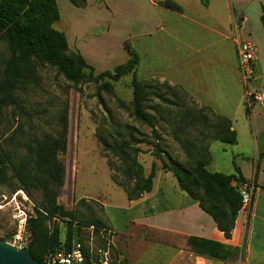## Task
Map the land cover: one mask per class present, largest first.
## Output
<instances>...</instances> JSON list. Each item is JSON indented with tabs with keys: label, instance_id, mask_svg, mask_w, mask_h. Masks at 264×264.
<instances>
[{
	"label": "crops",
	"instance_id": "crops-1",
	"mask_svg": "<svg viewBox=\"0 0 264 264\" xmlns=\"http://www.w3.org/2000/svg\"><path fill=\"white\" fill-rule=\"evenodd\" d=\"M68 1L73 11L62 14L59 8L60 17L53 26L65 34L69 47L75 46L86 60L85 45L98 44L110 35L111 23L119 22L123 44L139 39L137 50L133 47L139 62L154 60L160 69L151 75L186 91L207 112L205 118L225 119L235 132L232 144L209 142L207 170L236 175L237 167L252 188L250 206L239 209L231 236L226 238L197 200L179 189L173 174L155 165L152 189L138 199L126 198L125 205L118 207L103 197L108 224L123 235L118 242L125 246L124 264H189L195 257L203 264H264V28L260 21L264 1L168 0L180 10L162 5L166 0H84L80 6ZM240 19H244L243 28L236 32L234 25ZM91 29L100 32L92 34ZM237 37L250 38L257 46L251 86L260 89L262 102L246 103ZM177 151L186 156L181 147ZM143 154L146 158L140 162L146 176L156 159L152 151ZM174 160L184 164V158ZM191 235L236 248L235 260L192 253L186 244Z\"/></svg>",
	"mask_w": 264,
	"mask_h": 264
},
{
	"label": "rangeland",
	"instance_id": "rangeland-1",
	"mask_svg": "<svg viewBox=\"0 0 264 264\" xmlns=\"http://www.w3.org/2000/svg\"><path fill=\"white\" fill-rule=\"evenodd\" d=\"M57 3L62 14L73 11L68 0H57ZM262 26L264 28L263 24ZM74 28L76 30L75 26ZM110 28V35L98 44L85 45L87 62L96 66H93V75L113 69L128 57L120 23H111ZM98 30L89 31L96 34ZM138 40L133 39L129 45L138 47ZM75 50V46L69 47V53ZM8 54V43L2 37L0 71ZM34 62L36 73L31 83L18 86L13 91L16 104L0 106V153L3 152L12 163L18 165L28 155H34L38 143L43 139L49 137L60 141L62 118L66 113V150L61 153L58 148V157L64 165V178L63 184L57 188V202L66 210L73 211L79 221H94L97 230L96 227L92 233L87 227L81 230L84 246L107 251L108 264H124L125 246L118 242L123 235L108 224L102 203L105 197L107 203L123 207L127 199L123 189L116 183L131 186V181L123 173L125 166L122 161L104 149L103 142L109 145L113 141H125L138 147L140 152L137 160L140 162L146 158L143 153L154 152L152 143L157 141L164 153H169L176 160L184 158L183 165L188 166L186 156H180L177 151L180 150L177 138L201 145L208 143L216 133L220 119L213 115L209 119L205 118L207 112L186 91L151 75L158 69L154 60H142L137 65L136 72L137 78L145 87L142 106L153 122L158 137L155 139L151 128L133 115L131 73L116 80L91 77L73 83L65 79L55 67L36 59ZM162 157L166 160L165 156ZM155 159V165L159 167L160 160ZM32 167L29 168L30 172H38ZM36 174L40 175L39 178L43 177L41 173ZM6 179L4 183H0V240L9 242L15 229L10 199L20 190L25 194L26 192L10 171L6 172ZM41 191L38 187H30L31 198L27 194L26 196L33 205H38L42 200ZM18 199L30 213L32 204L24 201L20 194ZM113 213L120 216L118 211ZM47 226H52V220L47 221ZM58 226L60 238L63 239L64 224L59 222ZM101 228L113 231L109 244L105 238L100 237ZM105 236L110 238L106 234Z\"/></svg>",
	"mask_w": 264,
	"mask_h": 264
},
{
	"label": "trees",
	"instance_id": "trees-1",
	"mask_svg": "<svg viewBox=\"0 0 264 264\" xmlns=\"http://www.w3.org/2000/svg\"><path fill=\"white\" fill-rule=\"evenodd\" d=\"M70 1L77 6L84 4V0ZM161 4L173 10H180L176 4L168 0ZM59 17L60 9L56 0H0V38L6 39L9 49L0 71V106L16 104L13 91L18 86L31 83L36 73L34 59L55 67L65 79L73 83L91 77L116 80L131 73L133 115L136 119L144 121L151 128L154 138L158 139L153 122L142 106L145 87L137 78L136 70L139 63L137 51L128 43H124L128 54L126 61L111 70H103L93 75L94 67L77 49L69 53L65 34L54 28L53 24ZM260 21L264 25V11ZM61 132L60 141L49 137L43 139L38 143L34 155H28L18 165L12 163L6 154L0 153V183L7 180L6 172L10 171L29 198L30 187L42 190L43 198L38 205L32 207L26 224L30 237L28 244L30 254L41 263L45 253L54 249L70 251L78 243L81 244V250L86 252L81 230L83 227L94 225V221H79L73 211L66 210L57 202V188L63 184L64 178V165L58 157V148L61 153L66 150V113L62 118ZM213 139L224 144L235 142V132L230 130L227 120L220 119L211 140ZM177 140L189 165L179 164L167 153L163 154L159 143L154 141L153 154L160 160L159 167L173 174L179 189L197 200L199 207L212 217L224 237L229 238L241 204L239 186L246 182L245 179L237 167L236 175L207 170L210 141L201 145L179 138ZM103 144V148L110 151L125 166L123 173L131 181V186L116 183L112 176L111 179L122 187L128 200L138 199L152 189L156 166L152 163L149 173L144 176L143 167L137 160L140 152L138 147L125 141ZM32 166L38 172H30L29 168ZM36 173H41L43 177L39 178L40 175ZM233 179L235 184H232ZM48 220H52L51 227L47 226ZM59 222L63 223L65 228L63 239L60 238ZM95 227L97 230L96 225ZM186 244L192 253L216 260L227 261L236 257L238 253L234 247L201 236H188Z\"/></svg>",
	"mask_w": 264,
	"mask_h": 264
},
{
	"label": "built area",
	"instance_id": "built-area-1",
	"mask_svg": "<svg viewBox=\"0 0 264 264\" xmlns=\"http://www.w3.org/2000/svg\"><path fill=\"white\" fill-rule=\"evenodd\" d=\"M244 19H240L234 25V30L237 32L243 28ZM236 57L237 64L240 71L242 82L245 86L246 103L248 105L253 103L262 102L263 94L260 89L253 88L252 82L256 77V65L258 62V51L256 44L247 37L236 38ZM239 193L241 197L240 210H246L251 204L252 200V188L246 183H242L239 186ZM18 194L24 201L30 202L26 194L20 190L19 193H14L10 199L12 202L13 217L15 219V229L11 236L10 244L17 247H26L30 242V237L26 230L27 218L29 212L26 210L23 203L18 199ZM34 205L32 204V207ZM91 233L95 230L94 225L87 227ZM109 236L107 238L105 236ZM99 235L105 238L107 244L109 239L113 236V231L110 229L101 228ZM86 252L81 250V244H76L70 251H64L62 249H54L45 253L43 257V264H79L85 259L89 264H108L107 251L101 249H94L92 246H85ZM189 264H203L197 261V257Z\"/></svg>",
	"mask_w": 264,
	"mask_h": 264
},
{
	"label": "water",
	"instance_id": "water-1",
	"mask_svg": "<svg viewBox=\"0 0 264 264\" xmlns=\"http://www.w3.org/2000/svg\"><path fill=\"white\" fill-rule=\"evenodd\" d=\"M0 264H43L36 261L30 254L28 246L17 247L0 240ZM79 264H89L85 259Z\"/></svg>",
	"mask_w": 264,
	"mask_h": 264
}]
</instances>
